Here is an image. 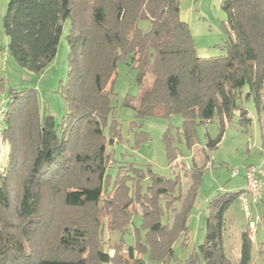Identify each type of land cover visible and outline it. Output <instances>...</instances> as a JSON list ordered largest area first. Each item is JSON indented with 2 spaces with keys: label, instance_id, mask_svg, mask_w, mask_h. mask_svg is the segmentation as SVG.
Returning <instances> with one entry per match:
<instances>
[{
  "label": "trees",
  "instance_id": "obj_1",
  "mask_svg": "<svg viewBox=\"0 0 264 264\" xmlns=\"http://www.w3.org/2000/svg\"><path fill=\"white\" fill-rule=\"evenodd\" d=\"M221 6L226 54L203 57L180 17V0H8L2 28L16 63L40 74L54 59L69 20V71L60 85L67 109L59 123L39 110L34 89H8L0 264H147L144 253L163 262L173 256L179 237L183 246L188 244V221L203 167L188 174L184 194L178 176L152 172L143 191L139 181L144 174L138 169L131 186L120 173L109 190L107 149L120 129L111 104L113 90L107 86L119 60L133 54L137 81L152 76L137 105L125 101L137 117L180 114L179 132L189 147L195 144L197 126L217 117L220 134L208 138V150L220 143L236 111L238 123L249 125L248 112L237 98L247 85L246 97H253L258 113L264 109V0H222ZM142 18L150 21L147 31L137 27ZM163 139L172 162L179 153L169 129ZM242 193L244 189L219 193L209 201L204 241L188 254V264H233L223 246L224 212ZM137 210L144 240L129 246L103 242L105 231H123L128 215ZM251 248L245 229L235 264H251Z\"/></svg>",
  "mask_w": 264,
  "mask_h": 264
},
{
  "label": "rangeland",
  "instance_id": "obj_2",
  "mask_svg": "<svg viewBox=\"0 0 264 264\" xmlns=\"http://www.w3.org/2000/svg\"><path fill=\"white\" fill-rule=\"evenodd\" d=\"M8 0H0V36L5 33L2 28V16ZM222 0H180V17L185 21L191 31L196 52L203 57H221L226 54L222 47L226 33V13L221 6ZM70 27L69 20L63 25L57 52L51 63L38 75L16 65L19 71L7 68L0 73L4 79H9V85L5 89L13 87L18 91L22 89H34L38 100L39 110H45L54 117L56 123L61 122L67 105L60 93V85L65 83L69 71L68 54L69 47L66 34ZM137 27L143 31L150 28L147 18L139 19ZM5 36V35H4ZM2 40H0L1 43ZM2 44V43H1ZM3 45V44H2ZM13 58V57H12ZM14 60V59H13ZM16 62V61H15ZM136 69L133 54H126L118 62L114 80L108 84L112 87L113 94L111 104L114 107L113 115L119 124V138L113 145L108 146L110 163L106 171V186L113 189L118 174L126 176L127 184L131 186L135 170H140L144 176L139 181L140 188L145 191L150 182L149 174L157 173L169 177L178 176L181 194H184L189 186L188 174L194 167H203L199 191L215 194L237 191L241 186L242 174L246 165L260 164L264 160V111L258 113L253 97H246L248 86L241 88L237 103L243 106L251 119L245 127L238 123L239 112L236 111L232 120L226 123L220 143L215 148L207 149L208 138L215 139L220 134L217 117L207 124H200L196 128L195 144L187 146L179 130L182 123L180 114H172L170 117H137L131 106L125 105L129 99L133 105H137L140 96L149 89L152 76L145 75L143 83L136 79ZM13 85V86H11ZM7 95L0 97V101L7 105ZM264 105V86L261 93ZM110 118L104 126V132L109 135ZM172 134V145L179 153L178 158L168 161L163 135L167 130ZM206 155L209 160H206ZM238 170V175L232 171ZM139 171V172H140ZM178 189V188H177ZM230 213L223 233V246L227 257L233 264L236 263V253L241 244V233L247 230L248 221H256L255 240L252 241L251 252L257 254V247L262 250L260 260L264 264V207L261 204L250 205V217L246 218L241 202L236 197L229 205ZM201 208L195 206L192 213L199 212ZM129 221L123 226L124 230L112 233L105 231L103 242L110 239V243L134 245L136 241L144 240L145 230L141 226L142 216L140 211L128 215ZM258 218V219H256ZM205 228V227H203ZM203 238L196 242V246L204 241ZM183 238L179 237L173 244V256L166 261H153L148 253L143 254L147 264H188L186 259L189 254V244H182ZM259 254V252H258ZM199 264H204L202 261Z\"/></svg>",
  "mask_w": 264,
  "mask_h": 264
},
{
  "label": "crops",
  "instance_id": "obj_3",
  "mask_svg": "<svg viewBox=\"0 0 264 264\" xmlns=\"http://www.w3.org/2000/svg\"><path fill=\"white\" fill-rule=\"evenodd\" d=\"M4 35L0 36V40H2L1 43L3 44L2 45L0 43V73L6 72L8 67H10L11 69H15V71H19L17 66H16L17 63L15 62V60H13L14 58H12V56L10 55L9 50H8V37L6 34H4ZM10 84L11 83H9V79H4L3 77L0 76V97L4 96L5 93L8 92V89H7V91L5 89V85L10 86ZM11 86H13V85H11ZM10 88H13V87H9V89ZM263 111H264V109L260 112V114ZM238 174H239V172L237 171V173L233 174V175H238ZM244 187H245V168H244V173L242 174L241 186L238 188L237 191H233V192H239V191L243 190ZM215 195L216 194L212 193V192L201 193L199 191V193L196 197V200L193 204V208L195 206L199 205V208H201V210L199 212L197 211L195 213L194 212L192 213V210H193V208H192L191 214L189 216V221H188V224H189V241H190L189 253L196 249V247H197L195 245L196 242H198V240L203 238V234H204V230H205V228H203V227H205V219L208 215V210H207L208 209V203L213 197H215ZM239 200H240V198H239ZM257 204H261L264 207V196L259 202L254 203L252 205H257ZM229 213H230V209L228 206L224 212L225 222H227V219H228L227 216H229ZM263 221H264V219H263ZM253 240H255V235H254ZM201 243H199V244H201ZM239 252H240V248L238 249V253H236V257H235L236 261L239 258ZM258 252H259V254H258ZM261 253H262V250L259 246L257 247V254L255 256H253V253L251 252V264H261L260 263V260L262 259Z\"/></svg>",
  "mask_w": 264,
  "mask_h": 264
},
{
  "label": "built area",
  "instance_id": "obj_4",
  "mask_svg": "<svg viewBox=\"0 0 264 264\" xmlns=\"http://www.w3.org/2000/svg\"><path fill=\"white\" fill-rule=\"evenodd\" d=\"M6 106L0 102V170L7 154V147L4 137V120L6 117ZM238 170H233L236 174ZM264 196V162L260 164H250L245 166V187L244 193L239 197L241 206L246 218L250 217L249 208L251 204L259 202ZM258 219V218H256ZM256 221L249 220L247 226V235L250 240L254 239Z\"/></svg>",
  "mask_w": 264,
  "mask_h": 264
}]
</instances>
